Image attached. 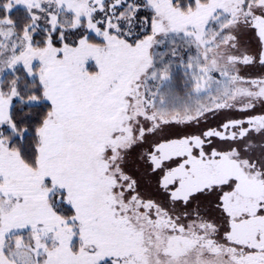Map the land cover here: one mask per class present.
I'll return each mask as SVG.
<instances>
[{"label":"snow or ice","instance_id":"snow-or-ice-1","mask_svg":"<svg viewBox=\"0 0 264 264\" xmlns=\"http://www.w3.org/2000/svg\"><path fill=\"white\" fill-rule=\"evenodd\" d=\"M0 264H264V0H0Z\"/></svg>","mask_w":264,"mask_h":264}]
</instances>
